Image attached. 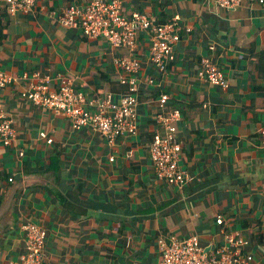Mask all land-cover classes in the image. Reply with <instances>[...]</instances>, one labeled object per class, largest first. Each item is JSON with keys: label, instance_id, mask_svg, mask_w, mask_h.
Masks as SVG:
<instances>
[{"label": "crops", "instance_id": "1", "mask_svg": "<svg viewBox=\"0 0 264 264\" xmlns=\"http://www.w3.org/2000/svg\"><path fill=\"white\" fill-rule=\"evenodd\" d=\"M90 1L36 0L31 14L9 15L0 0V68L14 77L0 89V112L16 131L10 145L0 144V264L26 253L21 226L28 222L46 232L45 264H158L160 238L196 235L209 250L235 231L248 242L241 249L252 256L246 264H264L263 7L119 0L125 15L142 12L155 23L180 16L173 59L160 73L149 59L151 31L137 32L129 50L59 25L63 8ZM122 56L141 65L136 132L113 144L19 95L28 85L24 73H59L86 97L110 93L116 101L122 90L114 59ZM204 56L227 88L199 76ZM161 94L168 95L165 110L180 111L179 165L189 177L183 186L156 178L150 160Z\"/></svg>", "mask_w": 264, "mask_h": 264}, {"label": "built area", "instance_id": "2", "mask_svg": "<svg viewBox=\"0 0 264 264\" xmlns=\"http://www.w3.org/2000/svg\"><path fill=\"white\" fill-rule=\"evenodd\" d=\"M223 9H231L243 3H257L264 9V0H215ZM36 0H4L5 11L9 15L31 14ZM57 15V21L64 28H80L88 38H104L113 48L133 49L136 34L139 31H151L149 59L154 68L164 73L173 59V46L180 39V16L174 15L168 21L155 23L142 12L125 15L119 0H91L86 6L70 4ZM189 28L187 27L186 30ZM119 69L117 82L121 86L118 100H113L110 93L86 97L76 90L71 79L62 74L24 73L22 78L28 82L20 97L34 104L52 108L65 116L71 125L78 129L89 126L99 133L109 144L124 134H135L133 120L138 90L136 74L140 62L136 58L122 56L114 59ZM199 76L210 84L227 88L228 82L223 72L209 57L199 60ZM14 77L0 68V89L12 83ZM152 82V80H149ZM168 95L161 94L158 99L159 111L155 116L156 127L149 143V155L156 178L166 184L183 186L189 177L180 165L182 142L177 136L180 111L176 107L165 110ZM16 131L12 120L0 112V144L12 143ZM259 136L264 142V125L259 129ZM39 137L51 143L45 132ZM23 155V152H19ZM113 157L110 158V161ZM13 178H9L12 181ZM222 223V218L216 220ZM21 228L26 233L27 250L18 261L8 264H45L46 232L35 223H24ZM248 245L238 232L225 235L224 244L210 246L209 250L201 245L196 235L178 238L171 235L168 239L158 240L160 259L158 264H246L252 259L241 249Z\"/></svg>", "mask_w": 264, "mask_h": 264}]
</instances>
